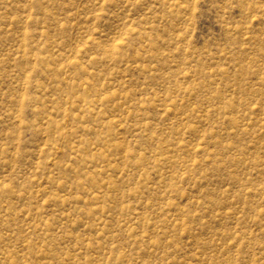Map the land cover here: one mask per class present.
Segmentation results:
<instances>
[{
  "label": "rangeland",
  "instance_id": "374dc122",
  "mask_svg": "<svg viewBox=\"0 0 264 264\" xmlns=\"http://www.w3.org/2000/svg\"><path fill=\"white\" fill-rule=\"evenodd\" d=\"M0 264H264V0H0Z\"/></svg>",
  "mask_w": 264,
  "mask_h": 264
}]
</instances>
